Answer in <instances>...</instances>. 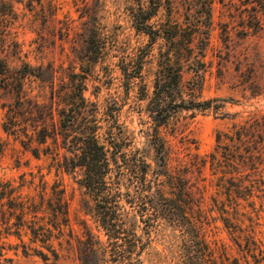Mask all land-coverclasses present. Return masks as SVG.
Wrapping results in <instances>:
<instances>
[{"label": "trees", "instance_id": "16d2710c", "mask_svg": "<svg viewBox=\"0 0 264 264\" xmlns=\"http://www.w3.org/2000/svg\"><path fill=\"white\" fill-rule=\"evenodd\" d=\"M217 1L224 0H135L133 25L149 36V42L140 52L122 57L126 93L142 76L153 45L163 40L146 105L154 124L155 166L133 145L121 121L120 99L110 95L101 101L98 92L95 99L86 94L92 65L105 55L99 26L87 41L89 65L72 68L60 82L52 65L44 70L27 62L12 67L0 57V84L13 95L1 103L4 131L24 151L47 159L50 170L72 175L85 188L93 216L106 236L102 239L88 226L84 238L75 233L66 187L59 178L49 182L39 166L18 178L0 176V246L22 247L23 253L52 263L62 258L64 250H74L82 264H144L142 254L152 242L153 230L166 221L183 239L179 264H239L231 260L224 242L208 239L210 219H219L234 242L260 264L263 243L257 237L258 222L247 206L254 207L250 198L264 184V113L219 130L214 150L195 153L185 167L172 168L169 146L160 133V126L178 110L207 109L216 100L202 99L200 92ZM161 8L165 17L153 21ZM188 69L193 73L187 81ZM30 76L48 81L45 100L29 95ZM207 165L217 178L211 200L203 206ZM194 171L203 180L201 187L197 185L198 193L188 177ZM11 238L18 242L13 244Z\"/></svg>", "mask_w": 264, "mask_h": 264}, {"label": "rangeland", "instance_id": "374dc122", "mask_svg": "<svg viewBox=\"0 0 264 264\" xmlns=\"http://www.w3.org/2000/svg\"><path fill=\"white\" fill-rule=\"evenodd\" d=\"M136 5L135 0H0V57L12 67L27 62L35 69L42 67L44 70L52 65L57 70V82H60L72 68L79 70L82 63L86 67L89 65L86 62L87 41L92 29L99 26L105 41V55L92 65L86 94L95 99V92H98L101 101L110 95L120 99L121 121L126 125L133 145L139 147L155 166L157 157L151 141L154 124L146 105L153 93L158 51L163 40L153 45L152 52L146 56L142 76L136 78L126 93L122 57L140 52L149 42V36L133 25L131 13ZM213 15L200 95L202 99L216 100L207 109L178 110L168 123L160 126V133L169 146L172 168L190 164L195 153L206 155L213 151L219 130H228L235 121L264 113V0L217 1ZM163 17L165 10L161 8L152 20ZM192 73L189 69L185 71L187 81ZM26 88L30 96L42 101L49 92L48 81L35 76L27 79ZM12 99V93L0 84V176L18 178L22 172H36L41 166L49 182L59 178L66 187L75 233L84 238L88 226L106 239L93 216V203L85 188L72 175L50 170L47 159H37L24 151L19 141L4 131L5 110L1 103ZM217 104L219 106L214 107ZM211 172L207 165L203 206H207L215 191L217 175ZM196 174L194 171L188 177L195 184L194 192L198 193L197 185L201 187L203 180H198ZM250 199L254 201V207L247 206V209L258 222L257 237L264 248V184ZM213 214L217 215V212ZM210 221L207 225L209 240L224 242L232 261L255 264V257L234 242L221 220ZM151 237L152 242L142 254L144 264L180 263L184 247L178 229L163 221L153 230ZM11 241L13 244L18 242L16 238ZM0 264L82 262L74 250H64L62 258L52 263L39 255L23 253L22 247L5 245L0 246ZM260 264H264V259Z\"/></svg>", "mask_w": 264, "mask_h": 264}]
</instances>
